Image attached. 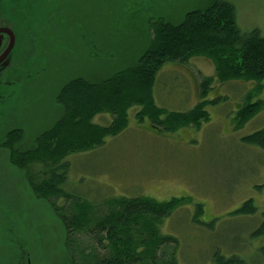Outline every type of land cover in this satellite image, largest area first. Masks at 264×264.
Returning <instances> with one entry per match:
<instances>
[{
    "label": "rangeland",
    "instance_id": "rangeland-1",
    "mask_svg": "<svg viewBox=\"0 0 264 264\" xmlns=\"http://www.w3.org/2000/svg\"><path fill=\"white\" fill-rule=\"evenodd\" d=\"M225 1L234 8L241 32L256 29L264 36V0ZM198 4L201 0L8 2L6 24L17 45L24 42L26 50L15 49L14 67L5 70L0 142L9 130L20 129L21 139L13 146L32 148L37 135L60 115L55 95L66 80H100L133 64L147 44L149 19L177 21ZM0 10L5 11L1 2ZM97 51L98 57H93ZM202 79L211 84L201 99ZM247 96L252 103H264V79L221 82L211 61L203 57H191L185 64L165 63L152 88L155 106L185 113L206 102L209 120L198 129L180 126L161 135L146 129L148 118L138 117L141 107L134 106L120 133L105 137L99 147L67 157L62 188L97 210L112 198H184L157 226L161 234L176 239V264H214L218 255L257 263L264 236L253 232L264 212V150L242 139L264 129V105L239 126L237 110ZM211 100L216 103L210 105ZM110 121L103 113L92 122L109 126ZM248 200L254 214L234 215ZM197 206L202 208L199 217ZM74 239L86 252L95 249L102 255L84 233L74 234ZM64 241L63 225L51 207L33 196L24 170L12 165L9 150L0 147V264H19L22 256L23 264H70Z\"/></svg>",
    "mask_w": 264,
    "mask_h": 264
},
{
    "label": "trees",
    "instance_id": "trees-1",
    "mask_svg": "<svg viewBox=\"0 0 264 264\" xmlns=\"http://www.w3.org/2000/svg\"><path fill=\"white\" fill-rule=\"evenodd\" d=\"M146 39V46L133 64L115 70L104 79L66 80L55 95L61 113L49 128L37 135L32 148L18 150L13 146L21 139L20 129H11L5 134L9 162L24 170L33 196L44 200L63 225L64 248L70 264H176L177 241L161 234L157 226L183 204L184 198L165 202L141 196L112 198L97 210L62 188L69 169L67 157L99 147L105 137L120 133L127 125V112L134 106L141 107L136 114L138 117L148 118L146 129L161 135L180 126L192 125L198 129L202 121L209 120L206 102L185 113L168 112L155 106L152 88L165 63L185 64L191 57H203L211 61L221 82L264 79V36L256 29L241 32L234 8L225 0H201V4L191 7L177 21L151 18L147 22ZM98 55V51L93 53V57ZM210 84V79L199 81L201 99ZM249 100L250 96L245 97L244 105L237 107L239 126L249 122L264 105L263 101L252 103ZM215 103V100L209 102L210 105ZM103 113L111 116L109 126L92 122ZM159 115L165 117L159 119ZM242 141L264 150V129ZM201 212V206H197L196 216ZM254 212L255 207L248 200L234 215ZM81 233L99 247L102 255L95 249L86 252L77 243L74 234ZM253 233L255 237L264 236V212ZM259 253V262L253 264H264V245ZM19 260V264H23V256ZM213 262L252 264L236 256L219 255Z\"/></svg>",
    "mask_w": 264,
    "mask_h": 264
},
{
    "label": "flooded vegetation",
    "instance_id": "flooded-vegetation-1",
    "mask_svg": "<svg viewBox=\"0 0 264 264\" xmlns=\"http://www.w3.org/2000/svg\"><path fill=\"white\" fill-rule=\"evenodd\" d=\"M14 0H0L1 3L5 5V11L0 10V105L5 104V70L7 68L14 67L13 59L11 58L13 52L15 49H18L19 51L26 50L25 43L21 42L18 46L15 40V33L13 30L6 24V19H8L7 15L10 12H7V4L8 2L12 3ZM22 6V5H21ZM20 6V7H21ZM19 7L14 6L13 10L18 11ZM13 34V46L9 50L10 45V36L9 32ZM22 51V52H25ZM5 107V106H2ZM149 127V125H147ZM0 147L5 148V139L0 142Z\"/></svg>",
    "mask_w": 264,
    "mask_h": 264
},
{
    "label": "water",
    "instance_id": "water-1",
    "mask_svg": "<svg viewBox=\"0 0 264 264\" xmlns=\"http://www.w3.org/2000/svg\"><path fill=\"white\" fill-rule=\"evenodd\" d=\"M9 36H10V45H9V50H10L11 47L13 46V34L11 33V31L9 32Z\"/></svg>",
    "mask_w": 264,
    "mask_h": 264
}]
</instances>
